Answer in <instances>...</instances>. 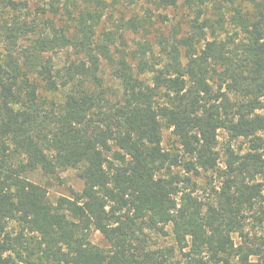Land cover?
<instances>
[{
  "label": "trees",
  "instance_id": "obj_1",
  "mask_svg": "<svg viewBox=\"0 0 264 264\" xmlns=\"http://www.w3.org/2000/svg\"><path fill=\"white\" fill-rule=\"evenodd\" d=\"M223 1L169 26L179 0H142L102 39L109 0H0V264H264V0ZM222 130L250 145L221 161ZM68 170L56 200L33 178Z\"/></svg>",
  "mask_w": 264,
  "mask_h": 264
},
{
  "label": "rangeland",
  "instance_id": "obj_2",
  "mask_svg": "<svg viewBox=\"0 0 264 264\" xmlns=\"http://www.w3.org/2000/svg\"><path fill=\"white\" fill-rule=\"evenodd\" d=\"M79 1V0H77ZM115 5H112V0H109V5L107 9L105 10V16L102 20V23L100 25L99 31L102 35V39L105 37V33L108 32H115L118 36L121 32L118 30L121 24V18L122 16H126L127 18L133 17L136 13H141L142 10L145 9V7L142 4V0H119ZM197 1V0H196ZM179 6L175 9H162L158 8L155 10V13H164L169 14L171 18V22L169 23V26H172L173 23H177L178 21H187L190 20L195 16V10L197 6L190 7L188 5L187 0H179ZM209 6L212 7L218 3H224V7L226 11H229L228 17L230 19L231 14L233 13L232 8L229 7L227 3H225L223 0H208ZM224 8V9H225ZM143 14V13H141ZM139 14V15H141ZM236 30V27L234 24L229 23L227 24V32L222 34V37H227L228 34H234ZM125 40L128 42V45L125 47L129 48H137V44L140 42H145L146 38H144L142 35H137L133 33H126L125 34ZM117 45L118 47H122L121 45V39H117ZM164 146L166 148H170L171 144L173 143L174 136L172 135L170 130L164 131ZM231 144L236 150H239L240 148H247L250 143L246 139H239L237 141L231 142L229 140V137L225 131H220L219 136V151L221 154V161L225 160V150L227 146ZM223 165V164H222ZM34 179H36L39 182H42L43 184H47L49 189V195L52 200H56L58 197L62 195H70L72 193V190H81L83 188V181L80 180L76 172L74 170H68L61 173V181L59 180H53L49 183V180L42 176L41 174H35L33 176ZM198 182L200 183V196L203 197V199L208 200L210 197V193L212 192V187L217 185L219 183L218 177L215 174L209 173L208 178H202L198 179ZM13 231V230H12ZM245 234L250 236V238L255 239H261L264 241V224L262 226H259L254 221L250 220L249 223L246 226ZM95 241L105 244V241L102 239V236L99 233L95 234ZM235 241L238 244H241L243 242V237H241L239 234L235 235ZM161 243L169 244L171 243L170 239L164 240L160 239Z\"/></svg>",
  "mask_w": 264,
  "mask_h": 264
}]
</instances>
